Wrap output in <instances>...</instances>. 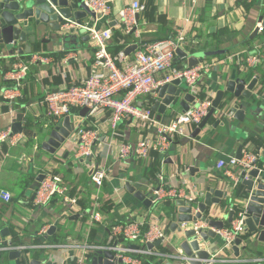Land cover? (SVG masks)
Wrapping results in <instances>:
<instances>
[{
  "label": "crops",
  "instance_id": "0c3cea01",
  "mask_svg": "<svg viewBox=\"0 0 264 264\" xmlns=\"http://www.w3.org/2000/svg\"><path fill=\"white\" fill-rule=\"evenodd\" d=\"M130 1L110 0L111 15L96 22V25L100 27L111 28L112 37L109 51L116 54L121 50L125 52L128 46L141 41L163 39L167 34L174 32L177 23H179L186 28L188 42L185 50L188 55L201 57L202 60L210 58V61H207L210 66L205 70L200 85L205 91L211 92L213 98L220 76L224 79H222L224 84L229 79L232 70H237L234 62L237 53L246 54L253 47L260 46L263 55L260 65L241 74L247 79V82L253 77L259 76L252 95L253 98H256L255 102L260 111L251 123L249 121L241 123L233 118V112L227 111L224 124H218L213 128L212 123L217 119V116H213L206 129L201 131L199 140L191 137V132L195 128L190 129L188 138H176L169 146L163 165H161L157 152L150 153L144 162L148 164L158 158L156 175L160 169L172 174L179 169L187 168L188 171L182 176L188 177L190 182H195L198 188L204 192L199 196V199L210 187H226V179H219L222 178V174L217 170L216 163L219 159L235 155L239 145L243 147L242 150L258 151L260 161L264 164V85L261 84V76L258 72V70H264V44H262L264 31H258L253 38L250 37L255 27L258 26L259 17H264V0H256L255 3L249 4V7L235 0H197L193 7H191L189 0H139L145 5V9L136 15L138 24L135 31L125 35L118 12ZM185 18H188L189 21H185ZM93 21L94 19L90 17L83 19L81 23H93ZM76 35V37L71 36L69 39L49 32L41 33L37 41L30 44L31 53L44 52L48 56H52L55 61L48 65L30 67L21 90V97L15 102V113L8 112V106L0 95V131L7 128L11 129L15 116L20 113L23 115L21 132L27 136V140L23 144L9 146L2 143L0 146V191L6 190L11 193L10 202L2 200L0 197V229L9 228L10 235L6 239L13 240L14 233L18 235L19 239V243L14 244L12 242V245L6 246V248L33 245L35 246L34 249L23 251L25 253L31 252L45 261L52 260L54 263L71 254H78L81 252V248H86L89 245L110 246L117 242L128 246L131 244L130 242L120 241L122 239L115 241L110 236V224L117 221L127 222L132 217L140 218L147 214L157 216L167 229L169 237L172 238L171 243L170 241L161 242L151 249V254H147L151 258L148 264H154L163 259V255L169 254L177 245L178 241L174 240L181 237L177 229H170L171 223L176 221V216L172 215L173 208L165 213V199L161 202H152L151 207L144 206L141 201L127 191L125 183L130 181L136 189L145 192L155 186L156 175L155 180L150 181L148 168L136 169V163L131 162L129 164L128 158L122 160L109 158L106 165L109 168L110 179L105 182L103 189L105 198L99 197L97 205L93 202L95 196L93 189L88 187L90 179L86 162L79 160L80 163L84 162V169H82L79 163L73 164L69 159L71 154L70 142L54 153L46 152L41 148L42 132L55 123V120L48 117L46 113V106L43 101L45 91L48 88L56 89L71 82H80L90 70L94 51L92 42L88 35L81 30ZM250 40L253 41L250 42ZM69 52H75L78 60L69 58L64 63ZM131 53L127 55H131ZM27 55L2 59L0 61L1 76L14 63L25 60ZM230 56L233 59H229ZM179 60L178 63L181 65L186 63L185 59L179 58ZM251 70L254 73L249 78V71ZM6 84L3 78L0 79V86ZM154 100L153 97L143 96L138 99L137 103L145 105L150 102L152 106ZM246 105L245 102L244 106ZM79 112L70 115L75 126L84 117ZM26 119L29 121L27 122ZM169 119L170 117L167 115H161L162 121ZM136 129L129 123H122L119 126V131L127 142H133L138 137ZM145 134L146 132H144ZM59 150L63 151L64 154L61 158H56L55 153ZM36 155L39 159L37 163L34 161ZM61 161L66 163L69 171L71 170L67 176H63L54 170L53 164H60ZM191 166L197 168L193 174L189 170ZM47 168H52L56 174L63 178L72 197L76 200L83 199V205L79 204V210L74 209V212L68 214L59 198H53L42 207L32 206L29 201L32 200L31 197L34 193L32 186L35 184V179L32 180V174L37 175ZM135 172L136 174H134ZM121 173H124V176L118 177ZM133 175L136 176L130 179ZM169 183L178 185L180 178L170 177ZM114 188H119V191L114 192ZM244 189L245 186L240 184L235 190L229 191L225 200L231 199V201H227L228 204L222 207L226 210L224 212H228L231 208L242 210L239 207V200L243 197ZM171 201L174 203L175 209V201L173 199ZM101 203H107L108 208L106 210L100 209ZM94 210L102 213L103 220L101 222H96L91 218ZM75 215L77 217L70 219V216ZM58 219L60 221L52 234L49 235L47 231L41 232L43 227L48 230ZM137 243L141 244L140 242ZM218 244H223L220 237L209 238L203 248L207 249L212 246L215 251ZM243 245L244 240H242L240 248ZM260 246L261 244L257 243V247ZM0 247L4 248L5 246L1 245ZM221 252L224 251L220 247L214 254H221ZM225 253L228 254L226 251ZM89 254L92 255V250H89ZM261 258L263 259L261 255H250L242 251L241 248L240 256L236 258V262L229 264H264ZM4 262L7 264L6 261H1L0 264ZM90 262L91 256L88 263L90 264Z\"/></svg>",
  "mask_w": 264,
  "mask_h": 264
},
{
  "label": "built area",
  "instance_id": "2783aa9c",
  "mask_svg": "<svg viewBox=\"0 0 264 264\" xmlns=\"http://www.w3.org/2000/svg\"><path fill=\"white\" fill-rule=\"evenodd\" d=\"M189 1L191 7L197 2V0ZM235 1L250 2L251 0ZM83 4L94 13L93 23L78 24L76 21H63L60 28L66 33H78L81 30L88 35L94 49L89 73L80 82H71L56 89L48 88L44 93L43 101L48 117L53 118L55 123L67 115L78 114L82 108L86 109L84 117L78 121L70 133V140L77 143L73 158L86 162L90 182L97 189L103 190L105 182L110 179L109 168L106 165L109 158L122 160L134 156L144 160L150 156V153L157 152L161 165H163L170 144L178 137H189L190 129L199 125L212 106L213 94L211 92L206 91L203 97L198 96L202 89L200 81L210 65L205 60L194 66L175 63L176 49L185 50L187 43L186 28L179 23L169 38L138 42L131 55H127L123 50L112 54L109 51L111 28L96 25L98 20L111 15L110 0H83ZM144 9L145 5L139 0H131L127 6L119 10L118 17L125 35L135 31L138 24L136 15ZM185 21H189L188 18H185ZM258 30L259 32L264 31L261 22L258 23ZM235 57L237 70L242 72L257 67L263 60L260 46L253 47L246 54L237 53ZM69 58L78 60L75 52H69L64 63ZM229 59L233 57L230 56ZM54 61L52 56L44 52H33L25 60L17 61L3 73L2 78L7 84L4 85L0 95L7 104L9 113H15V102L21 97V90L30 67L48 65ZM175 79H180L186 90L194 95L195 104L190 105L188 110H176L169 120L162 121L156 118L150 102H146L145 105L137 103L138 99L143 96L153 97L154 100L157 96L155 90ZM122 123H129L133 128H137L138 137L133 142L124 140L119 131ZM144 132H146L145 135ZM26 140L27 136L23 132L12 133L10 128L0 131V146L2 143L17 146ZM257 152L243 149L240 158L236 155H229L217 161L216 168L222 174V178L219 179H226L224 189L229 191L235 189L240 183L242 173L246 178L250 170L259 167L260 155ZM187 171L185 168L168 174L160 169L156 175L155 186L144 193L151 197L152 202H161L167 198L174 201L182 200L185 205L197 202L204 192L195 182H190L188 177L182 176ZM42 173L44 178L37 183L33 193L34 197L31 202L33 207L45 206L53 198H59L63 204L67 205L68 214L74 212V209H80L61 176L56 174L52 168H47ZM170 177L180 178V183L170 184ZM113 190L118 192L119 188ZM0 197L9 202L11 193L1 190ZM98 199L99 196L95 194L94 203L97 205ZM196 211L198 208L195 205L192 214ZM91 218L96 222H101L103 215L100 211L94 210ZM245 218V211L242 209L236 210L232 221L225 223L222 228L210 227L207 222L200 219L177 222L176 229L180 231L181 237L173 240L178 241V245L184 233L187 230H193L196 240L201 242V231L210 229L216 237L221 238L226 249H231L236 238L246 233ZM46 231V227L41 230L43 233ZM109 234L115 241L123 239L130 243L140 242L139 245L153 244L156 240L170 241V243L172 241L160 219L147 214L140 218L132 217L127 222L111 223ZM204 244L205 242L200 244V248L206 249L203 248ZM177 245L175 248L181 253L182 250ZM9 248L29 251L35 246ZM104 248L111 250L113 261L120 260L124 264H141V259L137 255L151 254V249L136 250L116 242L110 246L83 247L78 254H71L53 264H86V260L89 262L91 256L89 250Z\"/></svg>",
  "mask_w": 264,
  "mask_h": 264
},
{
  "label": "water",
  "instance_id": "95a60500",
  "mask_svg": "<svg viewBox=\"0 0 264 264\" xmlns=\"http://www.w3.org/2000/svg\"><path fill=\"white\" fill-rule=\"evenodd\" d=\"M94 18L95 15L83 4V0H0V61L4 58L24 56L30 54L32 48L31 43L37 41L41 33H50L71 39L76 37L77 33H66L60 28L63 21H76L80 24L83 19ZM258 22L264 27V17L260 16ZM258 26L250 36L253 38L258 32ZM136 48V44L130 45L125 49L126 54H130ZM4 53V54H3ZM185 59L187 66H194L202 61L201 57L188 55L181 49H176V59ZM1 72V70H0ZM242 71L233 69L229 79L222 83L220 76L219 83L215 89V96L212 100V106L207 115L202 119L197 127L191 132V137L200 139V133L205 130L208 122L213 116L217 119L212 123L215 128L218 124H224L227 117V111L233 112V118L241 123L252 122L258 116L260 108L253 98V89L257 83L258 76L253 77L249 82L241 75ZM224 80V79H223ZM262 91V90H260ZM157 92L151 109L155 111L156 118L161 119V115L167 114V109L171 106L178 105L181 111L188 110L190 105L195 104L194 95L190 94L180 79L172 80L165 83L155 90ZM245 102L247 103L244 106ZM86 113V109L82 108L79 112L81 116ZM22 114H17L11 125L12 133H20L22 131ZM247 120V121H245ZM75 127V122L71 120L70 115L65 116L62 120L52 124L45 129L41 136V148L49 153H54L67 143H69L70 133ZM242 146L239 145L236 151V157H241ZM264 158V153H263ZM259 163L260 157H259ZM191 174L197 171V168L191 166L189 168ZM44 178L43 173H39L35 177L36 184ZM245 186L242 193V199L239 200V207L245 211L246 233L242 237L236 238L231 249H226L223 244L216 245V250L221 247L224 252L214 254V248L209 246L207 249L200 248V244L208 242L209 238H215L216 234L208 229L201 231L202 241H197L193 230H187L182 240L178 243V247L182 250L180 253L175 247L168 254L162 256L163 259L158 260L154 264H229L235 263L236 258L240 256V251H245L250 255H261L264 262V164L248 172V176L244 178L242 173L240 183ZM125 188L137 200L141 201L146 207H151V197L147 193L136 189L132 182L127 181ZM236 189V188H235ZM234 189V190H235ZM229 190L218 187H210L204 196L197 202L185 205L182 200L175 201V210L172 215L176 216V221L170 225L171 230H175L177 222L195 221L200 219L208 223L210 227L222 228L225 223L232 221L236 208H231L228 212H224L222 207L228 204L225 198L228 196ZM32 195V199H33ZM231 197V196H230ZM198 208L194 214L192 212ZM233 207V204H232ZM221 215V216H219ZM77 217L70 216L71 218ZM58 221H55L47 233L52 234L57 227ZM178 232H180L178 230ZM10 235L9 228L0 229V262L6 261L7 264H52V260L45 261L43 258L33 255L31 252H24L18 249L6 248L12 245L11 239H6ZM255 238V239H254ZM244 240L243 247L240 245ZM120 241H123L120 240ZM161 240H156L153 244L147 243L139 245L136 243L128 244L132 249H152L158 246ZM257 243L261 244L258 248ZM228 252V254L225 253ZM223 257V258H222ZM113 254L110 249L92 250L90 264H118L120 260L113 261Z\"/></svg>",
  "mask_w": 264,
  "mask_h": 264
},
{
  "label": "trees",
  "instance_id": "16d2710c",
  "mask_svg": "<svg viewBox=\"0 0 264 264\" xmlns=\"http://www.w3.org/2000/svg\"><path fill=\"white\" fill-rule=\"evenodd\" d=\"M256 2V0H251L250 2H242V3H244V4H246L247 6L249 5V4H253V3H255ZM249 7V6H248ZM263 13V12H262ZM263 32V31H262ZM173 34V31H172V33L171 34H167V36L165 37V38H163V39H166V38H169V37H171V35ZM158 40V39H157ZM152 41H154V40H152ZM253 40H250V42H252ZM27 56H29V54L27 55ZM178 61H180L179 59L178 60H176V62L175 63H178ZM258 72H259V74H260V76H261V84L262 85H264V70H258ZM253 73H254V71H249V78H251V75H253ZM259 77V76H258ZM22 112V111H21ZM26 121L28 122L29 120H27L26 119ZM30 124V123H29ZM146 159H137V158H135L134 156H132V157H130V158H128L127 159V162H129V164L131 163V162H135L136 163V169H138V168H148L149 169V176H148V179L150 180V181H154L155 180V175H156V172H157V160H158V158L157 159H155L154 161H152V162H150V163H148V164H146L144 161H145ZM156 161V162H155ZM84 174H85V172H84ZM134 174H136V172L134 173ZM86 176V175H85ZM136 176V175H135ZM134 175L133 176H131L130 177V179H133L134 177H135ZM35 177H36V175H34V174H32V180H34L35 179ZM37 185L38 184H36V187H37ZM36 187H35V189H36ZM209 187V186H208ZM35 189L33 190V191H35ZM172 199H165L164 200V210H165V213H168L169 212V210H172L171 208H173V210H172V212L175 210L174 209V203L171 201ZM30 201V203L32 202V200L30 199L29 200ZM77 202V205L78 206H80L79 204H81V205H83V199L82 198H80V199H78V200H76ZM174 201V200H173ZM10 202V201H9ZM94 202V201H93ZM95 204V203H94ZM58 223H59V221H58ZM12 242H14V244H16V243H19V239H18V235L16 234V233H14V237H13V240H12ZM138 257H140V259H141V264H148L150 261H151V258H149L148 257V255H137Z\"/></svg>",
  "mask_w": 264,
  "mask_h": 264
},
{
  "label": "rangeland",
  "instance_id": "374dc122",
  "mask_svg": "<svg viewBox=\"0 0 264 264\" xmlns=\"http://www.w3.org/2000/svg\"><path fill=\"white\" fill-rule=\"evenodd\" d=\"M188 42V41H187ZM207 60H205V61H210L209 59L210 58H206ZM237 68V67H236ZM0 79L2 80V76H1V72H0ZM5 86H0V89H1V91L3 90V88H4ZM205 90L202 88L200 91H199V93H198V96H200V97H203L204 95H205ZM176 110H179V106L178 105H174V106H171V107H169L168 109H167V116L168 117H171L172 115H173V113H174V111H176ZM69 142H70V160L73 162V164H76V163H79L80 164V167L82 168V169H84V162L82 163H80L79 162V160H76V159H74L73 158V156H72V154L76 151V149H77V143H74L73 141H71L70 139H69ZM56 154V158H61L62 156H63V151H58V152H56L55 153ZM39 159H38V155H36L35 156V158H34V161H35V163H37V161H38ZM70 166H72L71 164H69ZM53 167H54V170H57L60 174H62L63 176H67V174H69L70 173V171L68 170L69 169V167L66 165V163L63 161H61V163L59 164V163H56V164H53ZM124 176V173H121V174H119L118 175V177H123ZM127 180V179H126ZM140 183H141V181H140ZM142 185V184H141ZM88 187H89V189H93V194H97L99 197H101V196H103L104 198H105V196H104V194H105V191L104 190H100V189H97V187L93 184V183H89L88 184ZM96 189V190H95ZM95 190V191H94ZM72 195V194H71ZM76 199V198H75ZM61 203V202H60ZM63 206L65 207V209H66V207H67V205L64 203L63 204ZM100 209H104V210H106L107 208H108V204L107 203H105V204H102L101 203V205H100ZM68 217V216H67ZM58 221H60L59 219H58ZM113 223V222H112ZM124 241H126V242H128L127 240H124ZM88 263V261L86 260V264ZM3 264H6L5 262L3 263Z\"/></svg>",
  "mask_w": 264,
  "mask_h": 264
}]
</instances>
